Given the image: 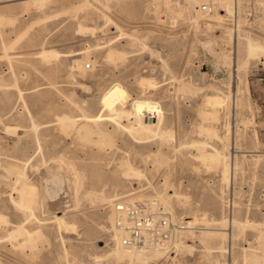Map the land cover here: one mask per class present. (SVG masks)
<instances>
[{
    "label": "rangeland",
    "instance_id": "1",
    "mask_svg": "<svg viewBox=\"0 0 264 264\" xmlns=\"http://www.w3.org/2000/svg\"><path fill=\"white\" fill-rule=\"evenodd\" d=\"M164 1L169 0H44L40 5L35 0H0V151L9 153L0 152V158L12 163L9 148L20 144L17 158L30 159L24 170L35 191V216L45 223L29 220L25 228L40 230L41 238L35 248L20 251L16 242L22 239L9 234L26 215L10 202V195L15 202L18 198L8 192L13 177L4 173L8 183L0 186V213L7 224L0 228V264H128L126 258L113 259L114 202L136 204L174 194L183 196L185 204L169 200L173 217L195 218L196 223L191 227L194 240L188 233L175 241L191 246L192 252L179 253L173 263L264 264V239L258 236L264 233V0H239L237 20L225 17L221 24L196 15L198 23L192 24L176 16L175 2L183 5V0ZM109 49L123 58L108 60ZM42 50L59 57L45 64L37 55ZM75 60L91 69L76 73ZM142 78L151 79L156 88L139 86ZM183 85L194 93L184 95ZM217 93L227 97L226 109L208 122L204 99ZM141 100L158 105L160 127L173 135L169 145L154 135L139 141L113 122L96 126L84 119L108 115L126 126L134 120L132 104ZM60 117L76 120L70 132L56 122ZM84 125L88 134L78 130ZM201 126L228 138L222 143L208 139L199 134ZM151 128L158 133L156 125ZM98 130L107 139L101 137L103 146L94 137ZM190 141L205 142L207 151L216 149L228 157L232 169H227V182L221 167L198 161L196 151L184 147ZM158 156L162 164L154 159ZM126 163L144 178L125 179ZM49 181L61 186L53 197L46 191ZM124 192L135 195L113 197ZM232 193L234 207L227 212L225 201ZM53 216L65 219L70 228L59 231L49 224ZM232 217L241 223L230 240L206 241L207 228H224L209 221ZM220 247L225 252L212 253ZM169 251L145 264L168 263Z\"/></svg>",
    "mask_w": 264,
    "mask_h": 264
},
{
    "label": "bare ground",
    "instance_id": "2",
    "mask_svg": "<svg viewBox=\"0 0 264 264\" xmlns=\"http://www.w3.org/2000/svg\"><path fill=\"white\" fill-rule=\"evenodd\" d=\"M104 1V0H103ZM107 1V0H106ZM167 1V0H166ZM173 0H169L165 3V4H170L172 3ZM217 1V4H218V9L213 13L211 14L210 16L208 17H204L202 14L199 13V11L197 10V1L196 0H183L182 3L183 5H181L180 3L178 2H175V5L174 7H177V10H179L176 14L177 17H186L187 20H189V22H191L192 24H197V20L196 18H194L193 16H197L199 19L201 20H209L211 22H215V23H218V24H221L222 23V20H224L223 18L227 17V18H231L233 19L234 18V22L237 20L236 19V16H237V6H238V2L239 0H236V1H231V0H216ZM36 3H38L39 5L42 4L44 2V0H35ZM94 2V1H93ZM85 3L84 2V6H85ZM191 3H193V8L191 7ZM83 4H81L82 6ZM91 5V4H90ZM166 6V5H165ZM170 7V6H169ZM79 8V6H78ZM83 8V6H82ZM86 8L87 5H86ZM155 10H157L156 6H154ZM166 9V8H165ZM174 9V8H173ZM78 10V9H77ZM80 10V8H79ZM154 10V12H155ZM169 11H170V8H169ZM172 13V11H170ZM232 15V16H231ZM195 16V17H196ZM226 19V18H225ZM0 21H2V19H0ZM233 21V20H232ZM2 23V22H1ZM85 26V25H84ZM213 26V25H212ZM81 27V25H80ZM114 27L116 29H118L117 25L114 24ZM210 27V26H209ZM221 27V26H220ZM81 29V28H80ZM238 30V29H237ZM80 31V30H79ZM84 31V30H83ZM85 33V31H84ZM234 33V32H233ZM232 33V34H233ZM234 35V34H233ZM230 36V35H229ZM239 38V37H238ZM17 39V38H16ZM250 42V41H249ZM11 45V44H10ZM9 47V46H8ZM11 47V46H10ZM9 47V48H10ZM143 47V46H142ZM248 48V47H247ZM3 57L4 58H7V49L5 47H3ZM153 52V51H152ZM2 53V52H1ZM152 54V53H151ZM38 55V58L42 59L43 61H45V64H47L46 62L49 61V60H52V59H56L59 57L58 54L56 53H53L51 51H44L42 50ZM61 56H64V55H61ZM124 55H122V53H118L116 51H113L112 49H109V52H108V55H107V58L108 60H119L120 58L122 59ZM2 57V56H1ZM0 57V58H1ZM226 59V58H224ZM223 59V60H224ZM68 61V60H67ZM227 61V59H226ZM224 60V62H226ZM226 63H230L229 60L226 62ZM63 65V64H62ZM85 64L83 63V61H80V60H75L73 61V66L72 68L74 70H76V73L79 72H84L85 70ZM71 69V68H70ZM91 69V67H90ZM69 70V69H68ZM11 71V70H10ZM75 73V72H74ZM163 75V74H162ZM14 78V77H13ZM76 81V80H75ZM78 81V80H77ZM87 81V80H86ZM75 83V82H74ZM94 84V83H93ZM190 85H191V82H190ZM14 86V85H13ZM139 86H142V87H145L147 89H155L156 88V83H154L153 81H151V79H146V78H142L140 79L139 81ZM223 87V86H222ZM16 88V87H15ZM240 88V87H239ZM241 89V88H240ZM239 89V90H240ZM3 90V89H2ZM1 90V91H2ZM76 90V89H75ZM243 90V89H242ZM182 91L184 92L183 94L185 95L186 93H194L195 89H192L190 86L188 85H183V89ZM18 92V91H17ZM246 92V91H245ZM2 94V93H1ZM5 94V93H4ZM6 95V94H5ZM95 95V94H94ZM221 95V94H220ZM7 97V96H6ZM5 97V98H6ZM19 98V97H18ZM225 99L227 100V97L226 96H222L220 97L219 94H215V95H212V96H206L205 99H204V106L207 108V113H204V117L205 119H208L210 121H216L217 120V114L219 113V111H223L224 109H226V103H225ZM1 101V100H0ZM6 104V103H5ZM2 108V111H3V108H4V103H3V107ZM6 109V108H5ZM4 109V110H5ZM0 111V112H2ZM81 113V112H80ZM82 114V113H81ZM2 115V114H1ZM130 115L134 118L133 122L126 125V126H123V125H120L118 122H116V118L114 117H111V116H108V115H101V116H98V117H86L84 116V119L86 120V122L88 123H92L96 126H98L99 124H102L104 122H113L114 124H116L118 127H121L123 128L127 133H129L131 136H133V138L137 139V140H141L143 141L144 139H147L148 136L150 135H154V136H158L160 138V140H165L166 139V144L169 145V141H171L173 139V135L170 131L166 130V129H162L160 126L162 125V119H161V111L158 107V105L156 103H152V102H149V101H135L133 104H132V107H131V113ZM201 117H202V114L200 113ZM118 118H120L121 116H119V114H117ZM126 117V116H125ZM83 118V117H82ZM127 118V117H126ZM132 118V119H133ZM227 118V117H226ZM201 119V118H199ZM226 121V120H225ZM34 122V121H33ZM57 123H60L61 125L63 126H67L69 129L66 130V131H69L71 130L70 127H74L75 124H76V120H73L71 118H66V117H60L57 121ZM227 122V121H226ZM225 122V123H226ZM122 123H124V121H122ZM217 123V122H216ZM156 125L157 129L158 130V133L154 132L152 130V125ZM213 124V123H212ZM34 125V124H33ZM207 127V126H206ZM226 130L228 128V126H223ZM32 128V127H31ZM34 129L37 128V126H34L33 127ZM66 127H64V130H65ZM33 129V130H34ZM67 129V128H66ZM12 130V129H11ZM16 130V129H14ZM32 130V131H33ZM78 130H82V131H86L85 133L89 132L88 129H87V126L84 125L83 127H79ZM78 130H77V133H78ZM224 130V129H223ZM65 131V132H66ZM199 134L200 135H203L205 136L206 138L208 139H212V138H215L218 142H223L224 140H226L228 137H226L228 134L226 133L225 136L223 137H219L218 134H217V131L213 128H210V127H199ZM35 132V131H34ZM17 133V132H16ZM67 133V132H66ZM83 133V132H82ZM225 133V132H224ZM34 134V133H33ZM88 134V133H87ZM96 136L95 139H96V142L100 140V143L97 142L98 145L101 144V141H103L105 139V136H101L103 135V133H101V131H97L96 133ZM86 135V134H85ZM100 136V139H98L97 136ZM105 135V134H104ZM153 136V137H154ZM14 137V136H13ZM88 137L90 138V136L88 135ZM101 137H104L103 140ZM89 138L88 141H89ZM226 138V139H225ZM15 139V138H14ZM33 139V138H32ZM109 139V138H108ZM2 140V139H0ZM86 140V139H85ZM84 140V141H85ZM94 140V139H93ZM107 140V139H105ZM12 141V140H11ZM86 141V142H88ZM95 142V141H94ZM106 142H110V141H106ZM1 143V142H0ZM3 143V141H2ZM15 142H13L14 144ZM17 143V142H16ZM30 143V142H29ZM33 143V142H32ZM34 143L36 144V142L34 141ZM89 143H91L89 141ZM104 144V141L102 142ZM31 144V143H30ZM34 144V145H35ZM93 144V142H92ZM103 144H101L103 146ZM107 144V143H106ZM1 145V144H0ZM5 146L7 144H4ZM20 144L17 143V144H14L12 145L11 144V147L9 148L12 153H13V156L11 158V161L13 160L12 163H8L5 162L4 163V160L3 159V162L1 161L2 157H3V154L2 153H5V152H2L3 149H1L0 152L2 156L0 158V172L1 175H0V186L3 184H5L7 186V183L5 181V174H7V177H10L9 175H11L13 177V183L10 185V191L8 192H13L14 194H16L17 198H18V201L15 202L14 199H12L11 195L9 193H7L8 195H10V202H12L14 208L16 210H18L19 212H21L23 215H26L25 216V219L23 221V223H19L18 226H16L15 228V231H12L10 234H9V237L10 238H13V237H19L22 239V243H17L16 244L18 245V248L21 250L23 249H26V247H29L28 249H33L36 247L35 243L38 242V240L41 238V234H40V230L38 231H29L25 228V225L29 222L30 219H34L36 220V222L39 224V225H44V224H41L40 220H38L35 216V207H36V204L34 202V189L33 187L31 186H28L27 185V174L25 173V166H27V163L28 161L30 160L29 158H25L24 161L17 158V154L20 152ZM28 145V144H27ZM26 145V147H27ZM87 145V144H86ZM9 146V144H8ZM30 146V145H28ZM37 146V144H36ZM108 146V145H106ZM110 146V145H109ZM113 146V145H112ZM7 147V146H6ZM24 147H25V144H24ZM25 147V148H26ZM54 147V146H53ZM184 147L186 149H194L196 151V158L195 159H200L201 161H207L209 162L210 164H212L213 168H218V167H221L222 168V180H224V182H227L229 179H228V170L229 168L232 169V167H229V165H227L226 161H227V156L222 152V151H219V150H216V149H212V152H209L207 151V144L205 142H200V141H190L186 144H184ZM3 148V146H2ZM74 148V147H73ZM107 148V147H106ZM8 149V147L6 148ZM38 151L40 150V147L38 146ZM110 149V147H109ZM224 149V148H223ZM222 149V150H223ZM5 150V149H4ZM34 150V148H33ZM36 150V149H35ZM100 150V149H99ZM102 150V149H101ZM9 151V150H8ZM10 151V152H11ZM26 151V149H25ZM69 151V150H68ZM24 152V151H23ZM35 152V151H34ZM37 152V151H36ZM30 153V152H29ZM98 153V152H97ZM109 153V152H108ZM6 154V153H5ZM4 154V156H5ZM9 153H7L6 155H8ZM36 154V153H35ZM68 154V153H67ZM24 155V154H23ZM39 155V154H38ZM157 155V154H156ZM22 156V154H21ZM27 157V155H24ZM72 156V155H71ZM153 156V155H152ZM262 156V155H261ZM135 157V156H134ZM159 157V156H158ZM256 157V156H255ZM6 158V157H5ZM46 158V156H45ZM23 159V157H22ZM156 159L155 161L159 164L161 163L162 161H164V159L162 158H154ZM41 160V159H40ZM69 160V159H68ZM199 161V160H198ZM36 161H34L35 163ZM18 163L21 164V167L18 166ZM42 163V162H41ZM133 163V162H132ZM156 163V164H157ZM162 164V163H161ZM160 164V165H161ZM33 166V165H31ZM38 166V165H37ZM165 166V165H164ZM171 166V165H170ZM53 167V166H52ZM124 169H123V177L125 179H142L144 178V175L137 171L136 169H134L129 163H126L123 165ZM29 168V167H28ZM34 168H35V165H34ZM32 168L31 171H34ZM61 168V167H60ZM159 168V167H158ZM64 169V168H63ZM167 169V168H166ZM228 169V170H227ZM28 170V171H30ZM116 170V169H115ZM37 171V170H36ZM230 171V170H229ZM35 172V171H34ZM54 172V171H53ZM64 172V171H63ZM232 173V172H231ZM64 175V173H62ZM122 174V173H121ZM77 175V174H76ZM55 176V175H54ZM122 176V175H121ZM47 178V177H46ZM55 178H58L57 175ZM8 179V178H7ZM50 179H53L50 178ZM61 179V178H60ZM10 180V179H8ZM55 180V179H54ZM53 180V181H54ZM48 181V180H47ZM46 181V182H47ZM51 181V180H50ZM49 181V182H50ZM52 181V182H53ZM61 181V180H60ZM63 181V180H62ZM62 181L60 182V184L62 183ZM123 181V180H122ZM45 182V181H43ZM48 182V183H49ZM128 182V181H127ZM40 183V182H39ZM70 183V182H69ZM126 183V182H125ZM44 184V183H43ZM50 185L47 186V193L49 192L52 196V194H55L57 193V191L59 190V187L61 189V186L57 185V184H51V182L49 183ZM124 184V183H123ZM122 184V185H123ZM62 185V184H61ZM44 186L46 187V185L44 184ZM65 187V186H64ZM3 188V186L1 187ZM227 188V187H226ZM79 189V187H78ZM135 190V189H134ZM6 191V190H5ZM123 191V190H122ZM125 191V190H124ZM146 191V189H145ZM45 194V193H44ZM126 195L127 193L124 192L122 194H115V196L113 197H117V196H121V195ZM57 195V194H56ZM89 196V194H87ZM109 195V194H108ZM135 195V193H130L128 192V194L122 198H126V197H130V196H133ZM65 196V195H64ZM91 196V195H90ZM53 197V196H52ZM112 197V198H113ZM48 198V197H47ZM56 198V197H55ZM172 198H175L176 199V202L178 205L180 206H183L185 204V198L179 194H174L173 196H169L167 199H164V197L162 196H157L156 199H151V200H146L144 202H146V204H143L145 207H147L148 209L152 210V211H157L159 209V204L161 203L163 206H164V210L170 215V218L172 219V221H176L177 219H175V217H173L174 214H172V210H171V207L169 206V200L172 199ZM102 199V197H101ZM109 199V197H108ZM111 199V197H110ZM52 201V200H51ZM105 201V199H104ZM111 200H109L107 203H110ZM59 205V204H58ZM62 205V203H61ZM187 209V208H185ZM184 209V210H185ZM53 221L49 224H56L57 225V228L58 230H62V229H69L70 227L68 226V224L66 223V221H64L65 219H63L62 217H56V216H53L52 217ZM50 220V219H49ZM185 230L184 231H181L178 233V235L175 236L174 240L171 242V244L169 245L168 250H170V254L172 255V257H168L166 258V262L168 261V263L166 264H176V263H173L175 257L179 254V253H183L184 251L188 250L187 252L188 253H191L192 251V247L191 246H188L186 245V243H183V242H175L176 240H178L180 237H185L186 234L189 233L188 236H190L189 239L191 240H194V238L191 236L193 233V228L192 225H194L196 222V219H185ZM208 222V221H207ZM221 223L223 224V227L224 228H220V229H216V228H207V232L205 233V235H207V239L206 241L207 242H210V241H213L214 239H222V240H230V235H231V232L233 231H236V230H239L240 229V220L239 219H235V218H230L229 220H227L226 222L225 221H209L207 224L209 225H213V226H221ZM7 224V221L5 219L4 216L1 215L0 213V228H4L5 225ZM226 227V228H225ZM113 229H114V232L116 233V249L113 250V259H115L116 261H121L122 259L126 258L128 260V264H145L146 262H149V261H158L160 260L162 257H163V253L166 252V251H157V250H149V249H128V248H125L122 246L120 240H119V235H118V232H116L115 230V227H114V224H113ZM65 230V231H66ZM259 240L261 239H264V233H260L259 235ZM7 240V239H6ZM261 244H262V241H261ZM35 245V247H34ZM262 247V246H261ZM13 248V247H12ZM17 248V247H16ZM223 249L224 247H220V248H216L215 251H213L212 253H223L225 252V250H219V249ZM264 249V248H262ZM28 251V250H27ZM185 253V252H184ZM62 254V253H61ZM66 255V254H65ZM174 255V257H173ZM62 256V255H61ZM33 258V257H32ZM65 258V257H64ZM245 258V257H244ZM125 260V259H124ZM181 260V258H180ZM126 261V260H125ZM246 261V260H244ZM181 262V261H180ZM187 262V261H186ZM193 263V262H192ZM66 264V262H65ZM177 264H182L181 263H177Z\"/></svg>",
    "mask_w": 264,
    "mask_h": 264
},
{
    "label": "built area",
    "instance_id": "3",
    "mask_svg": "<svg viewBox=\"0 0 264 264\" xmlns=\"http://www.w3.org/2000/svg\"><path fill=\"white\" fill-rule=\"evenodd\" d=\"M197 10L208 17L218 9L216 0H196ZM236 1V0H231ZM86 69L90 66L86 65ZM232 181V188H233ZM233 193L227 197L228 212L234 207ZM113 224L123 247L128 249H149L166 251L179 232L185 230L184 218L172 221L164 209L152 211L142 203L131 204L117 200L112 208Z\"/></svg>",
    "mask_w": 264,
    "mask_h": 264
}]
</instances>
